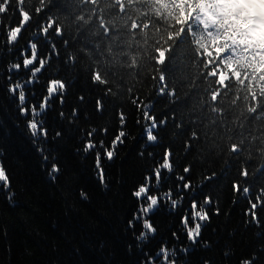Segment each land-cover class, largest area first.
<instances>
[{
	"label": "snow or ice",
	"instance_id": "6c2138e0",
	"mask_svg": "<svg viewBox=\"0 0 264 264\" xmlns=\"http://www.w3.org/2000/svg\"><path fill=\"white\" fill-rule=\"evenodd\" d=\"M134 2L141 7L148 5V0H127L128 7L131 8ZM151 3L157 6L160 18L145 13L142 22L137 23L127 14L125 0H71L70 4L68 0H38L31 7L28 0H0V46H4L7 53H12L11 46L35 21L33 32L44 39L48 48L46 52H38V42H31L27 48L19 50V56L0 68L5 99L26 121L27 135L42 159V167L46 168L49 180L55 183L62 172V165L54 154L55 149L48 146L50 131L45 121L57 101L63 109L71 80L50 77L43 85L44 94L39 97L34 88H29L41 83L38 74L46 72L53 61L63 65V68L57 67V72L63 69L72 72L80 61L90 62L91 83L103 86V95H97L95 99V111L101 115L107 111L108 98L117 96V90L123 88L132 94L134 83L145 78L154 82L157 97H165L169 104L183 107L181 100L190 97L192 90L199 87L194 80L184 82L183 60H197L205 65L207 71L201 73V84L212 78V84L202 88L206 96L194 103L183 118H176L179 108L170 112L169 117L177 129L188 133L183 147L185 154L195 149L207 160L223 163L225 168L221 175L239 165L240 179L233 181L232 191L248 202L244 210L245 223L261 229V242L256 250L241 257L239 264H264V225L262 216L256 211L259 207L264 213V187L254 189L248 184L250 175L264 177V71L253 70V64L259 65V55L264 51L249 48L239 43V35L233 36L236 30L232 28L231 17L237 13L232 10L234 5H230V0H151ZM58 5L62 10L54 11ZM169 20L172 21L171 30ZM150 25L151 33L144 32ZM205 53L207 61L203 59ZM22 73L27 74L26 78ZM237 85L243 86L245 91L246 113L234 111L232 100L238 96L230 93L234 89L239 92ZM34 99L37 102H33ZM78 100L84 102L85 96L80 95ZM137 100L138 97L133 98L132 103L142 111L146 122V142H157L159 129L168 124L169 117L157 122L155 114H152L154 102L144 104L137 103ZM59 118L72 124L80 118L79 109L73 108L67 115L61 110ZM117 118L118 129L108 144L99 137L107 135L109 128L92 127L86 133L82 148L76 149L77 155L93 156L95 177L105 191L110 190L111 181L104 162L114 161L118 147L129 136L124 127L127 124L126 113L118 111ZM136 122L140 124V118ZM0 130L10 135V130L2 122ZM63 135L65 133L60 130H53L51 139L57 141ZM140 155L143 157L144 152L141 151ZM152 155L149 152V158ZM174 162L173 150L166 149L156 166L131 191L137 207L127 220L126 231L131 232L135 247L143 253L140 264H190L181 258L188 257L197 248L205 251L213 248V242L202 236L204 229L211 226L209 208L213 215L221 214L218 200L206 193L202 200L189 194V203L185 207V193L190 189L195 191L191 178L185 175L175 177L180 182L176 185L175 197L171 187L163 191L164 183L169 180L168 174L174 171ZM192 170L191 164L183 168L185 174ZM216 178L215 170L205 171L203 181L208 183ZM12 184L9 171L0 161V190L5 193L9 205L15 207ZM203 186L202 183L200 187ZM79 198L88 201L89 195L81 189ZM162 203L169 213L179 217L178 230L171 234L176 243L162 242L154 253L143 251V246L156 237L157 226L152 217L161 211ZM233 203H236L235 199ZM234 255L228 245L221 251L220 261L203 257L200 264H228Z\"/></svg>",
	"mask_w": 264,
	"mask_h": 264
},
{
	"label": "trees",
	"instance_id": "16d2710c",
	"mask_svg": "<svg viewBox=\"0 0 264 264\" xmlns=\"http://www.w3.org/2000/svg\"><path fill=\"white\" fill-rule=\"evenodd\" d=\"M37 2L38 0H28V6L31 7ZM68 2L70 4L71 0ZM125 6L127 14L137 23L142 22L145 13L155 15L156 18L161 16L156 12L157 6L151 3V0H148L147 7H141L139 3L134 2L129 8L127 0ZM61 10L58 5L54 11ZM236 21L232 16L231 22L237 25L240 19L236 18ZM171 24L172 21L169 20V30ZM34 27L35 21L22 32L19 41L11 46L12 53H7L4 46H0V68L19 56V50L27 48L31 42H38V52L48 50L44 39L33 32ZM143 31L151 33V25ZM239 31L237 27L234 33L240 34ZM199 35L197 32V36ZM57 46L59 47V44ZM20 58L22 59V56ZM203 59L207 61L206 53ZM259 61V65L253 64L254 71H264V54L259 55ZM89 65V61L82 60L77 64L75 71L63 69L57 72V67L63 68V65L53 61L46 72L38 74L41 83L29 86L35 89L36 96L39 97L44 94L43 85L50 77L58 76L66 81L71 80L63 109L57 101L49 110L45 121V126L49 127L50 131L48 146L55 149L54 154L62 165V172L55 183L49 180L46 168L42 167V159L27 135L26 121L16 114L15 109L5 99L4 81L0 80V122L10 130V135L0 130V161L5 164L13 180L14 203L17 205L10 206L5 199V193L0 190V264H140L143 253L135 247L136 241L131 232L126 231L127 220L137 207L131 191L142 182L144 175L149 174L150 169L156 166L168 148L174 153V171L168 174L169 180L164 183L162 190L167 191L171 187L175 197L176 185L180 183L175 177L185 175L186 178H191L195 189L194 192L190 189L185 193V207L189 203V194L202 200L206 193L218 200L221 210V214L216 216L209 208V214L212 215L211 226L203 231L202 238L213 242L212 250L197 248L181 260H188L190 264H200L203 257L220 261L221 251L230 245L235 255L228 264H239L241 257H246L256 250L261 242V229L245 223L244 210L248 202L241 195H234L231 187L234 180L240 179L237 171L239 165L221 175L225 168L223 163L207 160L205 155L195 149L185 154L183 147L188 133L177 129L169 117L170 112L179 108L176 118H183L194 103L206 96L202 88L212 84V78L202 85L200 77L201 73L207 71V67L197 60H183L181 67L185 76L184 82L194 80L199 86L192 90L190 97L181 100L183 107L169 104L165 97H157L154 82L145 78L134 83L132 94H128L123 88L117 90V96L108 98L107 111L101 115L95 111V99L97 95H103V86L91 83ZM22 75L25 78L27 76L26 73ZM212 86L216 87L214 84ZM236 87L240 89L239 92L236 93L234 89L233 93H230L238 96L232 100L234 111L246 113L244 88L240 85ZM80 95L85 96L84 102L78 100ZM136 97L137 103L154 102L152 114H155L157 122L161 118L169 117L168 124L159 129L157 142H146V122L142 118V111H138L132 103V99ZM33 102L37 101L34 99ZM73 108L79 109L80 118L72 124H69L67 119L61 121L59 112L63 110L67 115ZM120 110L127 115V124L124 127L129 136L123 145L118 147L114 161L104 162L108 179L111 181L110 190L105 191L95 177L93 156L89 154L85 158L82 153L77 155L76 149L82 148L86 133L92 127L109 128L107 135L99 137L108 144L118 129L117 112ZM137 118H140V124H137ZM53 130H60L65 135L57 141H52ZM141 151L144 152L143 157L140 155ZM149 152L153 154L152 158H149ZM189 164L193 170L185 174L183 168ZM211 170L216 171V180L204 183L205 171ZM251 171L253 169H250ZM202 183L204 186L200 187ZM241 183L244 186L243 181ZM248 184L254 189L264 187V177L250 175ZM81 189L88 193V201L79 198ZM256 211L262 216L264 225V213H261L259 207ZM152 219L157 226V234L148 245L143 246V251L154 253L162 242H168L169 245L176 243L171 234L172 231L178 230L179 217L169 213L162 203L161 211ZM183 240L184 237L181 236V241ZM129 245H132L131 249Z\"/></svg>",
	"mask_w": 264,
	"mask_h": 264
},
{
	"label": "rangeland",
	"instance_id": "374dc122",
	"mask_svg": "<svg viewBox=\"0 0 264 264\" xmlns=\"http://www.w3.org/2000/svg\"><path fill=\"white\" fill-rule=\"evenodd\" d=\"M234 3V8L239 12L235 17H240L241 21L239 25H235L231 22L232 28L235 30L237 27L243 28V36L245 35L253 37L256 42L264 43V0H232ZM245 16H247V23L245 21ZM242 25V26H240ZM236 32V31H235ZM233 36H237L236 33ZM239 43H244V38H240Z\"/></svg>",
	"mask_w": 264,
	"mask_h": 264
}]
</instances>
